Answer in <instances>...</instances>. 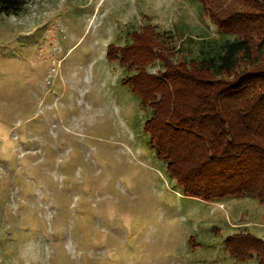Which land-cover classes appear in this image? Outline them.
Listing matches in <instances>:
<instances>
[{"label":"rangeland","instance_id":"374dc122","mask_svg":"<svg viewBox=\"0 0 264 264\" xmlns=\"http://www.w3.org/2000/svg\"><path fill=\"white\" fill-rule=\"evenodd\" d=\"M150 23L186 57L218 36L198 0H27L0 12V264H256L264 203L185 196L109 43ZM158 70L155 64L147 68Z\"/></svg>","mask_w":264,"mask_h":264},{"label":"trees","instance_id":"16d2710c","mask_svg":"<svg viewBox=\"0 0 264 264\" xmlns=\"http://www.w3.org/2000/svg\"><path fill=\"white\" fill-rule=\"evenodd\" d=\"M198 1L218 36H203L195 54L178 57L173 36L147 23L106 57L126 70L121 84L148 112L147 143L185 196L264 203V0ZM26 3L0 0V12ZM227 244L237 260L264 264L262 238L237 232Z\"/></svg>","mask_w":264,"mask_h":264}]
</instances>
